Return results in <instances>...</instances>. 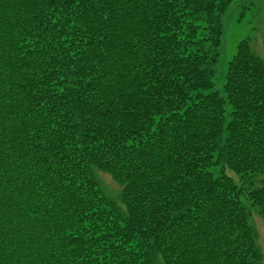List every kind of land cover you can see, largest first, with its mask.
Wrapping results in <instances>:
<instances>
[{"label":"trees","instance_id":"trees-1","mask_svg":"<svg viewBox=\"0 0 264 264\" xmlns=\"http://www.w3.org/2000/svg\"><path fill=\"white\" fill-rule=\"evenodd\" d=\"M230 5L0 0V264H264L249 39L213 90Z\"/></svg>","mask_w":264,"mask_h":264},{"label":"rangeland","instance_id":"rangeland-1","mask_svg":"<svg viewBox=\"0 0 264 264\" xmlns=\"http://www.w3.org/2000/svg\"><path fill=\"white\" fill-rule=\"evenodd\" d=\"M245 39L251 41L254 52L264 61V0H231L223 18L220 57L213 87V90L222 95L229 63L237 52L238 44ZM227 110L229 112L230 107H227ZM95 176L103 194L124 209L120 202L122 187L106 173L97 171ZM251 210L250 223L256 232L264 263V221L256 209Z\"/></svg>","mask_w":264,"mask_h":264}]
</instances>
